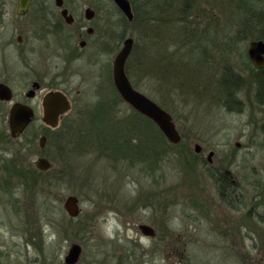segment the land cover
<instances>
[{
    "label": "rangeland",
    "instance_id": "obj_1",
    "mask_svg": "<svg viewBox=\"0 0 264 264\" xmlns=\"http://www.w3.org/2000/svg\"><path fill=\"white\" fill-rule=\"evenodd\" d=\"M70 1L76 22L71 28H60L68 29L64 35L81 26L96 29L95 34L84 50L76 42L78 60H68L72 44L61 40L63 87L69 92L71 109L64 116L65 125L47 131V151L54 156L52 171L31 176V192L18 190L0 199V244L7 251L2 263L65 264L70 246L78 244L82 248L78 264H264V218L250 219L246 206L254 189L263 196L256 206L264 207V94H259L260 103L255 76L234 75L231 78L238 79L231 84L235 94L223 91L226 67L231 65L236 75L248 72L241 56L250 42L238 39L239 49L233 51L224 45L225 34L228 37L238 30L240 34L233 26L240 20L241 26L264 31V0H246L242 5L246 14L238 10L241 17L235 12V17L230 16L226 0H188L184 18L174 17L181 16L180 11L169 16L170 26L175 23L177 27L165 29L171 38L158 41L156 32V47L158 42L166 43L159 46H169L172 53V65L162 67L156 62L162 56L144 52V42L140 36L137 41L135 30L122 28L110 0ZM160 2L165 0H135L141 13ZM86 5L96 7L93 23H85ZM259 13L263 20L257 19ZM29 18L16 20L11 12L0 29H8L9 34V29L32 23ZM104 28L109 37L106 45L97 31ZM224 29H230L229 33ZM121 31L126 38L133 32L137 42V54L127 67L129 81L163 106L182 137L181 143H169V149H164L166 155L155 173L144 170L129 154L123 159L101 155L100 149L86 141V150L79 152L74 138L92 141L95 132L85 130L88 116L104 100L109 108L114 107L107 82L113 58L123 44L116 45ZM50 42L48 56L60 46L55 40ZM98 46L103 52L95 59ZM192 69L195 78L184 77ZM126 105L114 107L117 117L132 116ZM37 157L34 151L29 156L33 168ZM226 171L243 195L239 211L220 204L218 184L210 176ZM69 195L78 198L81 211L73 220L62 207ZM142 224L152 227L156 237L138 231Z\"/></svg>",
    "mask_w": 264,
    "mask_h": 264
},
{
    "label": "flooded vegetation",
    "instance_id": "obj_2",
    "mask_svg": "<svg viewBox=\"0 0 264 264\" xmlns=\"http://www.w3.org/2000/svg\"><path fill=\"white\" fill-rule=\"evenodd\" d=\"M110 1L112 2V0ZM71 2L70 0H62V6L58 7L55 0H29L26 10L19 13V0H0V28H3L5 19L11 15V12L15 15L16 20H22L28 16L32 20V23L30 22L29 25L27 24V26L21 29V26L15 27V29H9V34L6 33L8 29H0V199L18 190L21 193L22 191H27V193L31 192V169H35V171L41 173L43 176L48 175L52 171V160L54 156L47 151L49 141L47 131L57 130L65 125L63 121L64 116L71 109L69 92L63 87L64 73L61 65L63 48L61 46V40L63 38L67 39L68 43L72 44V49L68 53V60H78L80 54L75 49L76 42H78V48L84 50L87 48L90 40L93 39L96 30L92 27L81 29V26L80 29H73L71 32L67 31L68 34L64 35V30L68 29L60 28H71L76 22L71 12L73 6V2ZM64 9L73 19L70 25L65 23L60 14ZM87 10L92 12L91 20L85 18V12ZM96 16V7L86 5L84 10L85 23H93ZM97 31L103 34V37L100 36V40L106 45V39H109L107 36L108 29H97ZM50 40H55L60 46L55 53L52 52L48 56L47 48L51 43ZM250 42H248L245 48H242L243 53H245L249 61L248 46ZM40 44H44L45 48L37 47ZM97 45L102 46V43ZM102 52L101 47L99 49L95 47L93 58L96 59ZM251 65L254 71L264 72V69H255L252 63ZM242 72L244 71L239 73L240 77L252 78L255 76L249 71L246 73ZM109 80L107 83H111L114 87L112 70ZM56 92L62 93L68 99L70 109L68 112L59 115L56 125L53 126L46 120L47 116L45 115L44 102L48 94ZM14 109L19 110V117L17 119L24 120L28 118L29 122L22 132L12 136L10 120ZM131 109L134 110L133 108ZM33 151L38 156L34 163L35 168L28 164L29 156ZM39 159H44L49 162L50 168L48 170L38 169L36 162ZM210 176L218 184L216 188L220 200H222L220 204L225 208L239 211L243 195H240V192L237 190V183L229 175V172H222L217 177L212 174ZM260 197L263 198L261 194H256L254 189L248 194V203L246 206L249 209L248 216L250 219H255V217L261 218L262 216L264 218V207L256 206V202ZM243 206L245 205L243 204ZM202 208H204V205H202ZM79 215L80 213L74 218L68 216L73 220L78 218ZM154 237H156V231ZM6 253V249L0 244V264H3L2 256L6 255ZM121 263L123 262L120 261Z\"/></svg>",
    "mask_w": 264,
    "mask_h": 264
},
{
    "label": "trees",
    "instance_id": "obj_3",
    "mask_svg": "<svg viewBox=\"0 0 264 264\" xmlns=\"http://www.w3.org/2000/svg\"><path fill=\"white\" fill-rule=\"evenodd\" d=\"M164 1V0H161ZM246 0H240L238 4H236V1L234 0H226V3H229L228 9L230 10L231 14L230 16H234V12L237 16V14L241 17L242 14H246L244 2ZM132 8L133 13V19L132 21H128L125 17L122 16L120 11L114 7L117 14L120 16V19L122 21V28L123 26H130L132 29L135 30V36L137 37V41L139 39V36L142 38L144 45H145V51L153 53L156 58H159L162 56V59L158 62L159 66H166L172 65L173 60H170V57L172 55L169 51V46H165L161 48L159 45L166 44L163 42H158V46L154 44L155 41H157L156 32L158 31L159 37L158 41L165 40V37L167 36V39L171 38L170 32L165 31V29H176L175 23H173L172 26L171 20H169V16L173 15V13H176L175 11H180L181 16H174L180 18H184L186 6L188 4V0H165V2L158 4L156 3V6L151 7V11L143 10L142 13L140 12L139 8L136 7L135 0H129ZM181 3V7L178 6V4ZM240 5V7H239ZM155 10V12H153ZM235 17V16H234ZM233 17V18H234ZM238 20L242 18L236 17ZM235 19V18H234ZM257 19L263 20V17L261 14H257ZM241 23L236 22L233 23L234 25H237V29H240L241 32L239 34V30L232 33L227 37V34H225L226 42L225 46L230 47L231 50H238L237 48V40H249V41H255L260 40L264 42V31H259V29H254L242 25V20H240ZM169 24V25H168ZM124 30V29H122ZM229 33L228 30L230 29H224ZM155 31V32H154ZM134 33L132 32L133 38ZM126 39L125 32L122 31L119 33L118 42L116 45H119L120 42L124 41ZM134 40L133 49L131 52V55L126 63L125 70L128 74V64L130 62V59L134 57L137 54V42ZM165 42V41H164ZM167 42V41H166ZM216 45V44H213ZM212 45V46H213ZM152 49V50H151ZM171 49V48H170ZM163 51V52H162ZM243 51V49H242ZM176 54V53H174ZM146 61H149L147 55H145ZM242 64L243 67L248 68V71L250 73H253L255 75V80L253 83L256 85L257 95L264 94V72L254 71L252 68V65L250 61L245 56V53L242 52ZM179 61V60H178ZM192 62L198 63L197 60H191ZM190 61V62H191ZM191 62V63H192ZM193 64V63H192ZM162 65V66H161ZM229 65V64H227ZM195 69V68H194ZM164 72V71H162ZM190 75H185L187 79H194L196 76V71L191 70L189 71ZM200 73V72H199ZM223 74L227 79L223 80V88L224 93H226L228 96H231L232 94H235L236 89L233 88L235 84L237 83L238 79L231 78L232 76H239L234 73V70L232 69V66L230 65V69L226 67V69L223 70ZM198 75V74H197ZM261 75V76H260ZM129 76V74H128ZM131 77V75H130ZM240 77V76H239ZM132 79V77H131ZM186 79V80H187ZM183 80V79H182ZM131 81V80H130ZM132 83V82H131ZM133 84V83H132ZM233 86V87H232ZM235 89V90H234ZM110 91L112 99H114V102L112 103L114 107H117L119 104H125L120 96L115 91L114 87L110 83ZM260 103L262 102L260 99ZM106 100L100 103H98L96 109L94 110L93 115L88 116L86 127L88 129H85L89 132H95L94 139L92 138V141H89V139L86 138H80L79 136H74L75 139L78 140L77 148L79 152H83L86 146V142L89 143V145H94V148H98L101 150L99 152L101 155L103 154H111V157L113 158H120L123 159L126 157L127 154L131 155L134 159H136V163L139 164L144 170H146L149 173H155L156 169L158 170L161 162L164 160V156L166 155V152H164V149H169L167 147H170L169 142L166 140L164 135L158 130V128L155 126L154 123H152L149 119L146 117L136 113L134 110H132L129 106V108L132 111L131 117H117L116 112L114 111V107L109 108V103H104ZM126 105V104H125ZM127 106V105H126ZM162 106V105H161ZM163 108V106L161 107ZM166 111V110H165ZM83 139V140H80ZM86 141V142H85ZM106 152V153H105ZM37 171L35 169H31V176H33ZM40 175H42L40 173ZM53 264H60L53 262Z\"/></svg>",
    "mask_w": 264,
    "mask_h": 264
},
{
    "label": "water",
    "instance_id": "obj_4",
    "mask_svg": "<svg viewBox=\"0 0 264 264\" xmlns=\"http://www.w3.org/2000/svg\"><path fill=\"white\" fill-rule=\"evenodd\" d=\"M112 2L128 21H132L133 13L128 0H112ZM28 3L29 0H19V13L26 10ZM55 3L58 7L62 6V0H55ZM60 14L66 24H72L73 19L67 14L65 9L62 10ZM85 18L91 20L92 12L87 10L85 12ZM133 44L134 40L132 37L126 38L123 41L122 47L113 58L112 82L114 88L127 105L154 123L169 143L177 145L181 142V136L176 129L171 115L147 96L133 88L126 75L125 67L132 52ZM248 56L255 69H264V42L260 40L251 41L248 46ZM44 106L45 115L47 116L46 120L53 126L56 125L58 116L68 112L70 109L68 99L60 92L48 94ZM18 114L19 110L17 109H14L11 114L10 131L12 136L22 132L29 122L28 118L24 120L17 119V117H19ZM195 151L197 153L200 151L198 145L195 146ZM36 167L40 170H48L50 164L44 159H39L36 162ZM63 208L70 217H77L80 213L78 198L72 195L67 196L63 201ZM139 231L144 236H155V231L148 225H139ZM81 253L82 248L80 245H71L64 257V263L77 264L81 257Z\"/></svg>",
    "mask_w": 264,
    "mask_h": 264
}]
</instances>
